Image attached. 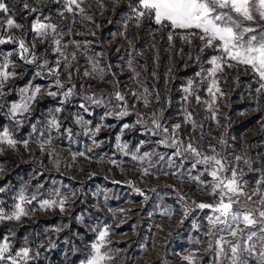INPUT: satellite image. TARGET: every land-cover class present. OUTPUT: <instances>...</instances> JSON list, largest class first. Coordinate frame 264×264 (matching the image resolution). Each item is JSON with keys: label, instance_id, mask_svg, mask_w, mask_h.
<instances>
[{"label": "rangeland", "instance_id": "rangeland-1", "mask_svg": "<svg viewBox=\"0 0 264 264\" xmlns=\"http://www.w3.org/2000/svg\"><path fill=\"white\" fill-rule=\"evenodd\" d=\"M130 2L132 0L118 3L83 0V12L77 9L61 16L62 4L53 0H6L10 12L0 13V35L23 38L29 47L34 36L32 21L38 15L49 17L47 22L55 23L61 33V50L76 55L67 69L71 77L66 73L60 76L66 87L75 85L74 95L63 105L61 96L45 95L33 103V111L13 119L8 113L11 102L19 100V88L31 81L45 85L44 92L57 91L50 87L55 77L33 78L36 66L20 67L22 61L15 53L17 45H0V52L13 53L9 59L18 65L15 70L26 73L10 79L0 97V130L7 126L15 139L28 141L27 148L23 143L15 148L0 145V188L5 189L0 192V200L4 202L5 211L10 212L21 190L29 199L36 195V200L24 205L29 215L19 221L0 222V240L9 236L14 250L25 246L27 240V246L39 252V257L30 264H81L91 252L98 230L105 226L109 228V235L102 251L111 259L104 264H189L183 259L189 254L195 257L192 264H216L214 242L213 248H209V241L215 238L208 235L207 220L213 212L196 207V203L218 202V197L207 194L212 178L204 171V165L192 167L190 154L175 156V148L160 144L162 134L146 131V127H151L152 114L161 109L162 124L169 128L172 124H181L179 139L193 142L206 155L213 154L212 148H215L238 172L242 170L241 179L247 181L243 185L245 192L251 194L257 188V180L264 176V95L258 97L255 93L258 82L251 70L236 66L219 74L224 95L214 105L215 118L212 111L193 98L185 103L182 88L189 79H198L195 73L201 69V64L192 57L199 54L203 59L213 53L209 49L198 53L199 40L188 45L176 37L170 45L167 29L156 31L157 26H152L148 20L139 27L130 20L125 27ZM24 3L36 12L29 14ZM9 16L25 27H13L4 32L3 21ZM54 47L56 45L48 40L39 42L37 39L34 51L55 67ZM65 63L68 61L61 58L62 72ZM203 67L209 65L205 63ZM197 87L201 100L209 99L203 91L204 84L198 83ZM116 91L125 96L127 110L131 113L122 119L106 116L107 112L119 111L118 106L124 103L115 99ZM93 94L105 103L97 106L84 101V96ZM82 103L88 107V112L80 107ZM61 106L64 110L58 118L62 126L57 132L49 129L46 121L50 119L49 112ZM185 109L192 112L195 127L184 122ZM76 114L91 123L87 126L76 123ZM141 117L147 125L137 123ZM16 120H24L23 125H17ZM125 123L133 125L124 130L120 139V143L128 144L124 151L129 155L117 146L116 140ZM32 124H36V132L32 131ZM99 125L115 127H102L92 137L91 130ZM65 129L72 130L71 136ZM49 136L52 144L45 145L42 151L39 142ZM141 141H145L142 146ZM137 146H140L137 156L144 152L152 155L143 161L133 160L131 153ZM80 152L85 155H78ZM237 156L243 159L236 161ZM244 160H248L251 167ZM144 169L149 173L145 174ZM45 199H64L63 211L58 204L42 209L39 202ZM258 199L253 196L252 200H247L241 196L240 203L233 208L264 207L254 203ZM166 210L171 212L170 216L164 215ZM10 229L14 230V235L9 233ZM221 235L226 240L233 239L226 233ZM51 244L56 247H50ZM258 254L257 251L254 256ZM243 256L248 264H258L254 256L247 253ZM221 264H231V261L224 257Z\"/></svg>", "mask_w": 264, "mask_h": 264}, {"label": "snow or ice", "instance_id": "snow-or-ice-1", "mask_svg": "<svg viewBox=\"0 0 264 264\" xmlns=\"http://www.w3.org/2000/svg\"><path fill=\"white\" fill-rule=\"evenodd\" d=\"M53 2L62 4L63 10L59 12L61 16L64 12L74 13L77 9L83 12V8H81L83 0H53ZM115 2L118 3L119 0H115ZM23 7L29 11V14L36 12V9L30 8L27 3H24ZM9 12L10 8L6 0H0V13L8 14ZM130 20H134L137 27L148 20L157 26L156 31L167 29V40L170 45L176 37L188 45H191L193 40H199L201 44L198 46V53L204 52L205 49H209L213 53L203 59L199 54L192 57L194 62L201 64V69L195 73V77L198 79H189L182 88L184 93L182 100L185 103L191 97L197 104H202L206 109L212 111L213 118H215L217 109L214 108V105L217 99L224 95L220 87L219 74H223L226 68L231 69L236 66H244L246 69L251 70L254 79L258 82V87L254 89L255 93L258 97L264 95V23H261L264 22V0H135L134 4L129 3V14L126 17L125 27H127V21ZM47 21H49V17L39 15L32 21L31 31L34 36L31 47L23 38L15 35H0V45L8 43L17 45L15 53L22 61L20 67L35 65L36 71L32 73L33 78L38 77L43 80L55 77V80L50 82V87L57 89V91L49 89L44 92L42 89L45 85L33 84L29 81L24 87L19 88L18 102H11L8 114L13 119L33 111V103L45 95L53 98L58 95L61 96V105L74 95L75 85L66 87L61 82L60 76L66 73L69 78L71 77V73L67 72V69L71 60L76 59L75 52L66 54L61 50V39L59 38L61 33L58 32V26ZM3 23L5 25L4 32L13 27L18 29L25 27L17 23L12 16H9ZM37 39L39 42L48 40L49 43L56 45L52 49L57 54V59L54 62L55 67L51 66L49 60L41 59L36 55L34 49ZM12 54V52L7 54L0 52V97H3L4 89L10 79L26 75L24 72L15 70L18 65L14 60L9 59ZM61 58L68 61L64 64L63 72L60 67ZM205 63L209 65L208 68L203 67ZM85 75H89V73L85 72ZM198 83L204 84L203 91L207 93L209 99L201 100L200 89L197 87ZM132 95L135 96L136 93H132ZM158 98L157 96L156 99ZM83 99L89 104L97 106L105 103L103 99L96 97L95 94L84 96ZM115 99L124 102L123 105L118 106L119 111L107 112L106 116H115L117 119H122L130 115L131 113L127 110L125 96L120 91L115 92ZM144 102L147 106L146 99ZM80 107L84 112L89 111L83 103ZM63 110L61 106L49 112L50 119L46 121L49 129H55L59 132L62 125L58 114ZM185 112L184 122H190L195 127L196 123L192 120V112L187 109H185ZM137 116L139 117L138 113ZM76 117V123L78 124L87 126L91 123L79 114H76ZM101 119H104V117ZM162 119L163 109L159 113L154 112L151 117V127H146V131L153 135L162 134L163 139L159 141L160 144L175 148V156L190 154L193 158L192 167L196 168L197 165H204V171L212 178L208 185L209 192L207 194L218 197V202L214 204L196 203V207L202 210L211 209L213 212V215L208 216L207 220L210 226L208 235L215 238L214 241H209V248H213L214 242L216 264H221V258L224 257L230 259L231 264H248V260L243 256V253L254 256L257 251L259 254L254 258L258 261V264H264V235H258V233L264 234V207L233 208L234 204L240 203L241 196L247 200H252L253 196H257L259 199L254 203L264 205V176L257 180V188L251 194L245 192L243 185L247 181L241 179L242 170L238 172L237 167L232 166L231 162L225 157H221L215 151V148H212L213 154L206 155L193 142L185 143L178 138L181 124H172L170 131L168 126L161 123ZM16 123L17 125H23L24 120H16ZM137 123L147 125V121L142 117L138 119ZM102 127H115V125H99L91 130V136L95 137ZM131 127L133 125L123 124L120 133L116 136L117 146L122 151L128 149V144L126 142L120 143L121 135H123L124 130ZM31 128L33 132L37 131L36 124H32ZM65 131L71 136V129H65ZM85 134L87 135L88 132ZM220 142L224 143L223 140ZM18 143H23L25 148L28 147V141L15 139L9 127L5 126L0 130V145L15 148ZM39 143L43 151L45 145L50 146L52 144V138L49 136ZM93 143H97L95 139H93ZM144 143L145 141H141L140 145L142 146ZM97 146L99 145L97 144ZM88 151H91V149H88ZM139 151L140 146H137L135 151L131 153L133 160L143 161L152 155L150 152H144L142 155L137 156L136 153ZM124 154L129 155V152L124 151ZM78 155L83 156L85 153L80 152ZM160 159H164V157L160 156ZM242 159L240 156L235 157L236 161ZM244 163L251 167L248 160H244ZM144 173L148 174L149 170L144 169ZM193 179L199 180V177ZM4 191V188H0V192ZM136 191L143 195L140 189L137 188ZM57 195L60 194L57 193ZM15 199L17 202L10 212L5 211L4 202L0 200V222L19 221L21 217L29 215L24 205L36 200V195H31L29 199L24 190H21ZM39 203L42 209L55 207L58 204L61 211H63L65 201L64 199L59 201L45 199ZM185 211L187 213V207ZM164 215L170 216L171 212L166 210ZM241 224H243V227H240ZM217 225H223L224 227L218 228ZM9 233L14 235V230L10 229ZM221 233H226L233 239L226 240ZM108 235V226L98 230L96 241L91 244V252L86 259L81 261V264H104L105 260L111 259L106 251H102ZM254 238L256 239L254 240ZM196 242L199 243V241ZM27 244L28 242L25 240V246L14 250L9 236H4L0 240V264H30L31 261L39 257V252H34ZM257 244H259V249ZM50 247L54 248L56 245L51 244ZM194 258V254L183 256V259L188 261L189 264H192Z\"/></svg>", "mask_w": 264, "mask_h": 264}, {"label": "trees", "instance_id": "trees-1", "mask_svg": "<svg viewBox=\"0 0 264 264\" xmlns=\"http://www.w3.org/2000/svg\"><path fill=\"white\" fill-rule=\"evenodd\" d=\"M123 2H125V0H123ZM132 3L134 4V3H135V0H132ZM150 24H151L152 26L156 27V25H155L154 23L150 22ZM74 255L76 256L77 254L75 253ZM39 262H40V261H39Z\"/></svg>", "mask_w": 264, "mask_h": 264}]
</instances>
